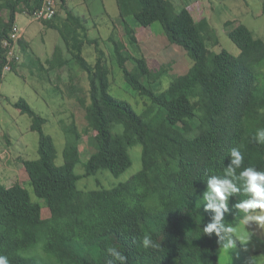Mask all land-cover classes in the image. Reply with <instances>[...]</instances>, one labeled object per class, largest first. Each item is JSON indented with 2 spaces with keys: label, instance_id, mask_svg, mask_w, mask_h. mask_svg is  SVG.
Returning a JSON list of instances; mask_svg holds the SVG:
<instances>
[{
  "label": "trees",
  "instance_id": "16d2710c",
  "mask_svg": "<svg viewBox=\"0 0 264 264\" xmlns=\"http://www.w3.org/2000/svg\"><path fill=\"white\" fill-rule=\"evenodd\" d=\"M25 4L30 6L27 0H0V72L6 54L2 43ZM117 4L120 18L113 21L107 40L90 38L87 20L74 13L62 22H47L61 34L72 56L61 61L60 69L72 62L89 78L90 104L80 101L86 109V133H95L96 151L84 175L76 173L82 139L77 127L65 129L67 146L60 167L54 140L44 130L47 119L23 98L13 103L32 119L31 130L39 134V158L22 163L29 186L51 216L43 217V205L33 200L27 186L0 182V255L10 264H108L109 246L119 248L126 264H221L219 250L227 242L223 231H203L217 215L204 200L207 180L224 175L230 149L241 145L243 163L237 175L246 167L264 171V144L253 139L255 130L264 128V38L245 25L228 22V36L240 54L225 49L213 53L205 36L210 25L205 19L198 23L190 8L177 13L170 0ZM133 21L144 30L159 22L169 42L194 60V66L166 90L156 88L161 74L152 72L141 53ZM20 46L25 53L24 39ZM87 46L95 49V64L85 58ZM58 54L59 50L49 63L53 68ZM113 57L130 87L149 102L143 114L112 95ZM136 145L143 148V169L130 181L111 189H79L83 178L101 171L117 177L125 173L133 165L130 149ZM246 198L242 192L230 197L227 210L222 209V224L240 227L244 213L235 206ZM145 235L161 248L145 249ZM233 238L235 246H241L236 233Z\"/></svg>",
  "mask_w": 264,
  "mask_h": 264
},
{
  "label": "rangeland",
  "instance_id": "374dc122",
  "mask_svg": "<svg viewBox=\"0 0 264 264\" xmlns=\"http://www.w3.org/2000/svg\"><path fill=\"white\" fill-rule=\"evenodd\" d=\"M170 1L174 4L177 13L190 8L198 23L205 19L204 21L210 25L208 29L210 32H206L205 36L213 53H220L225 49L234 56L240 54V49L228 36L229 30L226 27L228 22H233L234 26L245 25L257 37L264 38V0ZM105 2L110 8L111 23L106 18H97L96 22L100 23L101 27L99 33H93L92 37H101L107 40L120 15L117 0H106ZM23 18L20 17L22 25ZM133 22L140 34L141 53L148 59L152 72L161 74L160 82L157 83L156 88L162 91L168 89L176 78L184 75L194 66L193 58L186 50L169 42L163 26L159 22L145 30L140 28L135 21ZM106 45L110 51L107 50L106 46L104 48L110 55L113 49L112 44L108 42ZM55 46L59 50L56 57L57 67L53 68L51 65L48 71L39 73L40 76L45 73L47 76H51L49 73H53V81L50 83L48 78H46L47 80H40L37 75L28 74L26 82H24L15 73L10 72L6 74L1 85L5 97L0 104L9 103L10 100L19 101L23 98L28 101L33 110L47 119L48 122L44 130L54 140L58 153L56 164L60 167L64 165V151L67 146L66 130L74 126L77 127L82 134V139L80 142L81 163L77 166L76 173L84 175L86 172L85 165L96 151L95 133L92 131L86 133L88 129L86 109L80 101L83 99L87 104H90L89 78L87 73L72 62H69L68 67L65 66L66 69L63 68L64 71L61 72L60 76L58 75V71L63 70L60 69L63 55L69 56L65 42L60 35H55L53 42H47L46 48L40 47L37 53L44 56L46 52L49 53L54 50ZM42 48L45 53H42ZM84 55L91 64L96 63L97 55L93 46H87ZM109 66L113 71L110 89L112 95L119 100L129 102L138 114H143L149 106L147 99L140 97L130 87L115 57L112 60L109 59ZM128 67L133 69L134 65L128 63ZM153 88H155L154 85ZM5 107L8 108L17 122L12 124L13 122L10 121L9 125H5L6 121L0 120V182L9 187L16 183L27 186L31 191L33 200L43 205V217L47 219L51 216L50 210L46 207L45 202L34 194L33 188L29 186V176L22 163V159L36 160L39 158V134L29 130L32 119L28 115L20 114L12 105L5 104ZM21 132L26 135L21 137ZM25 143L27 149L23 150L21 146H24ZM130 154L133 165L125 173L117 177L109 171H101L96 176L83 178L79 182V189L83 192L111 189L130 181L143 169L142 146L132 147ZM17 159L18 162H16ZM234 233L238 235L242 244L230 249H220L221 264H264V224L256 221L247 225L241 224ZM39 253L42 251L40 250Z\"/></svg>",
  "mask_w": 264,
  "mask_h": 264
},
{
  "label": "clouds",
  "instance_id": "9594fccd",
  "mask_svg": "<svg viewBox=\"0 0 264 264\" xmlns=\"http://www.w3.org/2000/svg\"><path fill=\"white\" fill-rule=\"evenodd\" d=\"M253 139L260 144H264V128H257ZM243 145L233 147L229 151L230 164L224 168V175H211L207 180L208 190L204 194V200L210 209L215 210V222L203 227L206 235L213 232L224 233L226 243L221 246L225 249L235 247L236 241L233 238L235 229L231 225H224L222 220V209L227 210L228 202L233 194L243 193L248 198L240 200L236 208L244 213L241 223L247 225L252 221L264 224V171H259L254 167L243 168L237 175V169H240L243 163V154L241 148ZM235 181L240 182L237 186ZM258 210V212H257ZM145 249H159L161 243L152 239L150 235H145L141 241ZM111 259L108 264H126L127 257L116 246H109L106 249ZM0 264H10L7 256L0 255Z\"/></svg>",
  "mask_w": 264,
  "mask_h": 264
},
{
  "label": "crops",
  "instance_id": "0c3cea01",
  "mask_svg": "<svg viewBox=\"0 0 264 264\" xmlns=\"http://www.w3.org/2000/svg\"><path fill=\"white\" fill-rule=\"evenodd\" d=\"M105 1L106 0H72L68 4V6H65L61 9L60 14L56 18L55 22L59 23L64 20H67L69 13H74L75 15L82 16L87 20L86 27L89 37L93 38L92 34L99 33V29L101 27V24L96 22V19L106 18L109 22L111 19L110 11H109L110 8L105 4L106 3ZM118 13L120 15L119 8H118ZM5 16H7V14H5ZM20 17H24L23 25L20 23ZM17 24L25 31L24 43L27 44V51L25 53L23 52V61L20 65L16 67L13 73H15L18 76V78L24 82H26L27 75L30 74L31 76L37 75V77H39L40 80L41 79L47 80L46 78H48L51 83L53 81V77H52L53 73H49L51 76H47L46 73L40 76L39 73L49 70L48 69L50 67L49 63L54 59L55 52L58 50V48L55 46L54 50H51V52L49 53L48 52L45 53V50L42 48L41 51L42 53H45L44 56L37 53V51L39 50L40 47L46 48L47 42L50 43L53 42V37L55 35L61 36V34L51 26V23L37 21L30 16L24 15L23 13L18 15ZM63 57H64L63 60L69 61L72 56L69 53V56L63 55ZM63 71L64 69L62 71H58L59 73L58 75L60 76L62 74L61 72ZM4 97L5 96L3 95V98ZM14 102L16 101L10 100L9 103H5V104H9L13 106ZM5 104L4 103L0 104V120L6 121L5 125H9L10 121L13 122L12 124H15L17 121L13 117L12 113L8 110V108L5 107ZM29 130H31V126L29 127ZM25 135L26 134L24 132H21V137ZM21 148L23 150L27 149V144L25 143L24 146H21ZM16 162H18V159Z\"/></svg>",
  "mask_w": 264,
  "mask_h": 264
},
{
  "label": "built area",
  "instance_id": "2783aa9c",
  "mask_svg": "<svg viewBox=\"0 0 264 264\" xmlns=\"http://www.w3.org/2000/svg\"><path fill=\"white\" fill-rule=\"evenodd\" d=\"M30 6H22V12L26 16L41 22L53 21L60 14L61 9L68 5L72 0H27ZM25 31L16 23L14 24L10 37L2 43L5 50V62L0 72V87L6 74L13 72L14 67L20 65L23 61L20 42L24 39ZM3 96L0 89V102Z\"/></svg>",
  "mask_w": 264,
  "mask_h": 264
}]
</instances>
